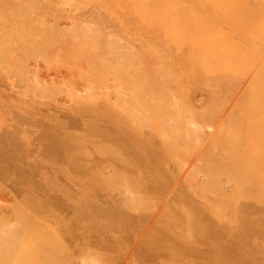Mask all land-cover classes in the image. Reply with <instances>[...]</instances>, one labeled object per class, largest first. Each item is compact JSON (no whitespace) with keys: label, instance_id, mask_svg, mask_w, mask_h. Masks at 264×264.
Returning a JSON list of instances; mask_svg holds the SVG:
<instances>
[{"label":"rangeland","instance_id":"1","mask_svg":"<svg viewBox=\"0 0 264 264\" xmlns=\"http://www.w3.org/2000/svg\"><path fill=\"white\" fill-rule=\"evenodd\" d=\"M64 1L0 0V264H264V216L251 214L264 210V159L257 165L252 158H264L256 142L264 134V97L256 101L264 94V1L72 0L76 9ZM83 33L93 38L87 45ZM97 40L130 46L100 49ZM95 42L103 55L94 56ZM88 56L96 67H88ZM106 56L128 65L119 64L121 80L133 78L124 70L137 72L134 86L118 84L128 97V90L141 91L136 100H117L116 70L106 68L118 64L103 66L98 59ZM99 73L108 86H100L106 83ZM207 88L226 96L222 119L201 125L188 102H201Z\"/></svg>","mask_w":264,"mask_h":264},{"label":"bare ground","instance_id":"2","mask_svg":"<svg viewBox=\"0 0 264 264\" xmlns=\"http://www.w3.org/2000/svg\"><path fill=\"white\" fill-rule=\"evenodd\" d=\"M170 1H171V0H170ZM189 1H190V0H189ZM193 1H194V0H193ZM215 1H216V0H215ZM218 1H219V0H218ZM224 1H227V0H224ZM228 1H230V0H228ZM228 1H227V2H228ZM233 1H234V0H233ZM233 1L231 0V2H233ZM241 1H242V0H241ZM248 1H249V0H248ZM258 1H259V0H257L256 2L260 4V2H258ZM263 1H264V0H263ZM263 1L261 0V2H263ZM64 2H65V7H66V8H70V9L73 8V9H76V8L79 7V4H78L79 1L75 3V2H73L72 0H65ZM174 2H175V1H174ZM177 2H179V1H177ZM191 2H192V1H191ZM200 2H202V0H201ZM204 2H205V1H204ZM221 2H222V1H220V4H221ZM227 2H226V3H227ZM234 2H235V1H234ZM234 2H233V3H234ZM237 2H238V1H237ZM244 2H245V1H244ZM256 2H255V3H256ZM198 3H199V2H198ZM202 3H203V2H202ZM218 3H219V2H218ZM224 3H225V2H224ZM249 3H250V2H249ZM253 3H254V2H253ZM257 3H256V4H257ZM192 4H193V3H192ZM199 4H201V3H199ZM207 4H208V3H207ZM222 4H223V3H222ZM228 4L230 5V2L227 3V5H228ZM23 5H25V4H23ZM166 5H167V4H166ZM176 5H177V4H176ZM186 5H187V4H186ZM215 5H216V4H215ZM231 5H232V4H231ZM231 5H230V8H231L232 6H234V5H232V6H231ZM244 5H245V4H244ZM261 5H263V3H261ZM27 6H28V5H27ZM194 6H195V4H194ZM204 6H206V4H205V5H204V4L202 5V7H204ZM208 6H209V5H208ZM213 6H214V4L212 5V7H213ZM216 6H217V5H216ZM248 6H249V5H248ZM28 7H29V6H28ZM91 7H93V6H91ZM91 7H86V9H90ZM212 7H209V8H212ZM225 7H227V6H225ZM262 7H263V6H262ZM97 8H98V5H97ZM206 8L208 9V7H205V8L202 9V10H204V13H205V9H206ZM223 8H224V7H223ZM227 8H228V7H227ZM247 8H248V7H247ZM86 9H85V10H86ZM93 10H94V7H93ZM93 10H92V11H93ZM202 10H201V11H202ZM211 10H212V9H211ZM217 10H219V7H218ZM217 10H215V11H217ZM224 10H225V8H224ZM249 10H250V9H249ZM251 10H252V9H251ZM186 11H187V10H186ZM186 11H185V12H186ZM207 11H208V10H207ZM213 11H214V10H213ZM243 11H244V9H243ZM245 11H247V9H246ZM245 11H244V12H245ZM253 11H254V10H253ZM255 11H256V9H255ZM87 12H88V10H87ZM183 12H184V11H183ZM187 12H189V10H188ZM209 12H210V11H209ZM220 12H221V11H220ZM244 12H243V13H244ZM217 13H218V11H217ZM238 13H239V12H238ZM248 13H249V12H248ZM252 13H253V12H252ZM252 13H251V14H252ZM255 13H256V12H255ZM258 13H261V12H258ZM258 13H257V14H258ZM182 14H183V13H182ZM182 14H181V15H182ZM188 14H189V13H188ZM198 14H199V13H198ZM210 14L213 15V12H210ZM225 14H226V13H225ZM233 14H234V13H233ZM244 14H246V13H244ZM81 15H82V13H81ZM98 15H100V14H98ZM183 15H184V14H183ZM185 15H187V13H186ZM191 15H192V14H191ZM193 15H195V14H193ZM199 15H200V14H199ZM227 15H229V12H228ZM234 15H235V14H234ZM234 15L231 14V16H230V15H229V16H230V17H232V16L234 17ZM236 15H238V14L236 13ZM239 15H241V14L239 13ZM242 15H243V14H242ZM242 15H241V16H242ZM249 15H250V13H249L247 16H249ZM263 15H264V11H263L261 17H262ZM83 16H85V15H83ZM247 16H246V17H247ZM252 16H253V15H252ZM97 17H98V16H97ZM100 17H101V16H99L98 18H100ZM188 17H189V15H188ZM190 17L192 18V17H194V16H190ZM190 17H189V18H190ZM206 17H207V16H206ZM209 17H210V15H209ZM211 17H212V16H211ZM223 17H225V16H223ZM226 17L228 18V16H226ZM235 17H236V16H235ZM93 18H94V17H93ZM98 18H97V20H98ZM179 18H180V15H179ZM181 18H183V16H182ZM194 18H195V17H194ZM202 18H203V16H202ZM216 18H217V17H216ZM256 18H257V20H258V19L260 18V16H259V17L256 16ZM83 19H84V22H85L84 24L86 25L85 18H83ZM214 19H215V17H213V20L210 18V20H211L212 22H216V21H215L216 19H215V20H214ZM225 19H226V18H225ZM229 19H231V18H229ZM262 19H263V18H262ZM87 20H88V19H87ZM177 20H179V19H177ZM187 20H188V19H187ZM199 20H200V19H199ZM219 20H220V19H219ZM223 20H224V19H223ZM231 20H232V19H231ZM233 20H234V19H233ZM239 20H240V19H239ZM253 20H254V19H253ZM82 21H83V20H82ZM102 21H103V20H102ZM203 21H204V20H203ZM227 21H228V20H227ZM229 21H230V20H229ZM234 21H235V20H234ZM234 21H233V22H234ZM241 21H242V20H241ZM241 21H240V22H241ZM245 21H246V19H245ZM248 21H250V19H249ZM260 21H261V19H260ZM263 21H264V19H263ZM91 22H94V21H91ZM95 22H97V21H95ZM100 22H101V21H100ZM103 22H105V20H104ZM206 22H210V21H206ZM212 22H211V23H212ZM219 22H220V21H219ZM219 22L217 21V23H219ZM233 22H232V23H233ZM238 22H239V21H238ZM252 22H253V21H252ZM118 23H119V22H118ZM217 23H216V24H213V25H214V28H216L215 25H216V26L218 25ZM221 23H222V22H221ZM245 23H247V22H245ZM96 24H97V23H96ZM177 24H178V23H177ZM248 24H249V23H248ZM85 25H84V26H85ZM92 25L94 26V24H92ZM105 25H106V24H105ZM119 25H120V24H119ZM208 25H209V24H208ZM219 25H220V24H219ZM232 25H233V24H232ZM107 26H108V24H107ZM210 26L212 27L211 24H210ZM250 26H251V25H250ZM250 26H249V27H250ZM217 27H218V26H217ZM222 27H223V26H222ZM224 27H225V26H224ZM229 27H230V25H229ZM89 28H91V25H90ZM89 28H88V27H87V28L83 27L84 32H86L87 29H89ZM106 28H107V27H106ZM214 28H211V30L213 29V30L216 32V29H214ZM232 28H233V27H232ZM83 29H82V30H83ZM85 29H86V31H85ZM96 29H97V28H96ZM101 29H102V28H101ZM200 29H201V28H200ZM205 29H206V28H205ZM207 29H208V28H207ZM218 29H219V28H218ZM218 29H217V30H218ZM229 29H230V28H229ZM107 30H108V29H107ZM246 30H247V29H246ZM89 31H91V30H89ZM89 31H88V32H89ZM100 31H101V30H100ZM203 31L205 32V30H203ZM208 31H209V30H208ZM248 31H249V30H248ZM217 32H218V31H217ZM217 32H216V34H217ZM223 32H224V31H223ZM261 32H262V31H261ZM86 33H87V32H86ZM86 33H85V34H86ZM100 33H101V32H100ZM105 33H106V32H105ZM201 33H202V32H201ZM213 33H214V32H213ZM85 34H84V33L82 34V38H83V40L86 38V37L84 38ZM96 34H97V33H96ZM111 34H112V36H113L114 34H116V32H115L114 34H113V33H111ZM111 34H110V36H108L109 38L111 37ZM190 34H191V33H190ZM208 34H209V33H208ZM216 34H215V35H216ZM218 34H219V33H218ZM223 34H224V33H223ZM247 34H248V33H247ZM263 34H264V33L262 32V35H263ZM86 35H87V34H86ZM93 35H94V34H93ZM219 35H220V34H219ZM248 35H249V34H248ZM118 36H119V35H118ZM199 36H200V35H199ZM206 36H207V35H206ZM225 36H226V35H225ZM225 36H224V38H225ZM229 36H230V35H229ZM97 37H98V36H97ZM108 37H106V38H108ZM116 37H117V36H116ZM119 37H120V36H119ZM201 37H202V36H201ZM216 37H217V39H218V38L220 39V37H218V36H216ZM244 37H247V36H244ZM87 38H88V37H87ZM87 38L84 40V42H86V43H82L83 45H84V44L87 45L88 43H90V42L93 40V38H92V40L89 39V38H88V39H89V40H88ZM106 38H105V40L109 41V38H108V39H106ZM113 38H114V37H113ZM208 38H209V37H208ZM212 38H213V35H212ZM222 38H223V37H222ZM226 39H227V38H226ZM263 39H264V38H263ZM86 40H88L89 42L86 41ZM115 40H116V39H115ZM119 40H120V39H119ZM123 40H124V39H123ZM210 40H212V39H210ZM214 40H215V38H214ZM214 40H213V42H214ZM220 40H221V39H220ZM230 40H231V39H230ZM256 40H257V39H256ZM97 41H98L99 46H100V45H101V44H100L101 41H100V40H97ZM217 41H218V40H217ZM217 41H216V43H215V42H214V43H215V44H218ZM234 41H235V40H234ZM234 41H233L232 43H234ZM258 41H259V40H258ZM260 41H262V40H260ZM102 42H103V41H102ZM114 42H115V45H116V41H114ZM114 42H113V40H111L110 43L107 42V43H105V45L108 44L107 47H110L109 49H112V48H114V47L112 46V45H114ZM123 42H125V41H122V42H120V43H122V45L125 44L126 47L129 48L130 45H129V44H126V42L123 44ZM220 42H221V41H220ZM230 42H231V41H230ZM95 43L97 44V46L95 45L96 48H95V46H94ZM95 43H93V45H92L91 48H94V51H95V52H98V53L95 54L94 56L98 55L99 52H100L99 49H98L99 51H96V50H97V47H98V43H97V42H95ZM111 43H113V44L110 46L109 44H111ZM120 43H117L116 47L118 46V44L121 45ZM149 43H150V42H149ZM232 43H231V44H232ZM259 43H261V42H259ZM262 43H263V42H262ZM136 44H137V43H136ZM140 44H141V43H140ZM147 44H148V43H147ZM147 44H146V45H147ZM210 44H211V43H210ZM228 44H229V43H228ZM236 44H237V43H236ZM253 44H254V42H253ZM103 45H104V44H103ZM103 45H102V46H103ZM105 45H104V46H105ZM115 45H114V46H115ZM122 45H121V46H122ZM125 45H124V46H125ZM127 45H129V46H127ZM219 45H220V44H219ZM239 45H240V44H239ZM261 45L264 46V44H261ZM90 46H91V44H90ZM90 46H89V47H90ZM102 46H100L101 48H100V47H99V48H100V49H103ZM104 46H103V47H104ZM121 46H120V47H121ZM207 46H209V44H207ZM211 46H212V44H211ZM250 46H251V45H250ZM250 46H249V47H250ZM257 46H258V45H257ZM263 46H261L260 48H262ZM118 47H119V46H118ZM126 47H125L126 52H129V51H130L129 53H131V50H129V49L126 48ZM229 47H230V46H229ZM258 47H259V46H258ZM82 48H83V47H82ZM91 48H89V50L93 51ZM156 48H157V47H156ZM253 48H254V47H253ZM260 48H258V49L261 50ZM263 48H264V47H263ZM95 49H96V50H95ZM127 49H128V50H127ZM130 49H131V48H130ZM236 49H237V48H236ZM249 49H250V48H249ZM255 49H256V51H257V48H256V47H255ZM83 50L86 51L87 48H86V49L84 48ZM106 50H108V48H107ZM125 50H124V51H123V50H122V51H119V52L121 53V55L123 54L122 52L125 53ZM134 50H136V49H134ZM205 50H206V49H205ZM240 50H241V48H239V51H240ZM262 50L264 51V49H262ZM91 51H89V52H91ZM102 51H103V50H101V52H102ZM132 51H133V50H132ZM145 51H146V50H145ZM256 51H255V52H256ZM263 51H259V54L256 53V55L258 54V56H259V55H260V52H263ZM70 52H71V51H70ZM70 52H69V53H70ZM86 52H87V51H86ZM89 52H88V53H89ZM101 52H100V54L103 55V53H101ZM112 52H114V51H112ZM112 52H110V53L112 54ZM119 52H118V53H119ZM240 52H241V51H240ZM255 52H254V53H255ZM72 53H73V52H72ZM83 53H84V52H83ZM107 53H108V54H106V53H104V54H106V55H109V54H110L108 51H107ZM116 53H117V52H116ZM120 53H119V54H120ZM129 53H128V54H129ZM226 53H227V52H226ZM263 53H264V52H263ZM74 54L76 55L77 53L74 52ZM84 54H85V53H84ZM84 54H81V55H80L81 58H82V55H84ZM100 54H99V55H100ZM126 54H127V53H125L124 55H126ZM128 54H127V55H128ZM149 54H150V53H149ZM157 54H158V53H157ZM161 54H162V53H161ZM234 54H235V53H234ZM75 55H74V57H75ZM99 55H98V56H99ZM102 55H101V56H102ZM248 55H249V52H248ZM252 55H253V56H256V55H254L253 53H252ZM72 56H73V55H72ZM84 56L86 57L87 55H84ZM84 56H83V57H84ZM111 56H112V55H110V57H111ZM113 56H114V55H113ZM116 56H118V55H116ZM135 56H138V55H135ZM242 56H243V55H242ZM249 56H250V55H249ZM249 56H248L247 58H249ZM253 56H251V57H253ZM258 56H257V58H256L257 60H258ZM260 56H261V58L259 57V61H260V65H261V60H260V59H262V55H260ZM70 57H71V55H70ZM78 57H79V56H78ZM88 57H89V56H88ZM88 57H87V59H88ZM106 57H107V58H106ZM106 57H104V59H103V58H102V59H101V58L98 59V61H100V62H101L102 60H105V61H102L103 64L105 63L103 66H107V65L110 64V65L108 66V67H110V66H112L113 64H114V65H115V64H118L117 66L115 65L117 68H116L115 66L110 67V68H106V67H105V68H106V70H107V69H110V71H111V69L114 70V71L116 70L115 74H114L113 71H111V72L113 73V74H112V80H113V76L116 75V77L114 76L115 78H114V80L112 81V83H113V82L116 83V85H115V83H113L114 86H115V88H113V89H116V88H117V89H116V90L118 91L117 93H119V91H120L121 89L119 90V85H118V84L121 85V84H122L121 82H123V81H124L125 83H126V82H130V83H132L131 80H132L134 77L137 78V77L139 76V75L137 74V72H135V70L133 71V72H135L134 75H133V72H129V71H131V69L128 70L127 73L125 72V70H126V68H127L126 66H128V65H129V66H130V65L133 66L132 64H134V63H131L132 61H131V59H130V58L133 57V56L130 54V57L128 56L129 60H128V58H126V60L128 61V63H127L128 65H127V64L125 65L126 62H124V60H123V62H124V66L122 65V62H121V61H120L121 64L118 63V62H117V59L115 60L117 63H114V60H112V59L110 58V59L113 61V63H112V62L109 63L110 60L108 61V56H106ZM122 57H123V56H122ZM124 57H125V56H124ZM141 57H142V56H141ZM245 57H246V56H245ZM263 57H264V56H263ZM68 58H69V57H68ZM105 58H106V59H105ZM112 58L115 59V57H112ZM139 58H140V57H139ZM236 58H237V57H236ZM70 59H71V58H70ZM79 59H80V57H79ZM118 59H119V58H118ZM122 59H123V58H122ZM124 59H125V58H124ZM134 59H137V60H138V57H136V58L134 57L133 60H134ZM141 59H142V58H141ZM141 59H140V60H141ZM256 59H255V57H254V60H256ZM77 60H78V59H77ZM77 60H76V61H77ZM119 60H120V59H119ZM119 60H118V61H119ZM126 60H125V61H126ZM167 60H168V59H167ZM242 60H244V59H242ZM252 60H253V58H252ZM252 60L250 59V61H249V59H248L249 62H251ZM263 60H264V58L262 59V64H264V63H263V62H264ZM67 61H68V60H67ZM76 61H73V62H76ZM90 61H91V60H90V57H89V61L87 60V61H85V62L88 63V62H90ZM94 61H95V59H94ZM68 62H69V61H68ZM68 62H67V63H68ZM137 62H138V61H137ZM252 62H253V63H251V64L253 65L254 63L257 64L258 61H252ZM76 63H77V62H76ZM83 63H84V62H83ZM93 63H94V62H93ZM107 63H108V64H107ZM158 63H159V62H158ZM258 63H259V62H258ZM72 64H73V63H72ZM77 64L79 65V61H78ZM77 64H76V65H77ZM119 64L122 65L121 68L123 67V69H124V67H125L124 74H126L128 78H129L130 76H133V78L130 77V78H131L130 81H129V80H126V81H125V79L121 80V78H119V77L117 76V75H119L118 73L120 72V71H119V72L117 73L118 68L121 69ZM161 64H162V63H161ZM164 64H166V63H164ZM256 64H255V66H256ZM90 65H91V63H90ZM90 65H89V63H88V67H89ZM135 65H136V64H135ZM158 65H160V64H158ZM257 65H259V64H257ZM66 66H67V65H66ZM71 66H72V65H71ZM94 66H95V65H94ZM94 66H90V67H94ZM139 66H141V65H139ZM139 66H138V63H137V67H139ZM163 66H164V65H163ZM79 67H80V66H78V67H76V68H79ZM81 67H82V66H81ZM84 67H85V66H84ZM86 67H87V66H86ZM95 67H96V66H95ZM134 67H135V66H134ZM214 67H216L215 64H214L213 68H214ZM253 67H254V66H253ZM259 67H260V66H259ZM73 68H74V66H73ZM73 68H72V70H73ZM76 68H75V70L77 71ZM135 68H136V67H135ZM152 68H153V67H152ZM260 68H261V67H260ZM260 68H259V69H260ZM85 69H86V68H85ZM88 69H89V68H88ZM95 69H96V68H95ZM99 69H100V70H99ZM99 69H96L97 72H100V71L103 69V67H102V69H101L100 66H99ZM123 69H122V71H123ZM133 69H134V68H133ZM133 69H132V70H133ZM140 69H141V68H140ZM144 69H146V68H144ZM255 69H256V68H255ZM263 69H264V68H263ZM93 70H94V68H93L92 70L88 71L87 73L93 72ZM98 70H99V71H98ZM83 71H84V70H83ZM94 71H95V70H94ZM126 71H127V70H126ZM249 71H250V70H249ZM251 71H253V68H251ZM254 71H256L255 73H256L257 75H258V73H260V72H257V71H259V70H258V66H257V69L254 70ZM263 71H264V70H263ZM80 72H81V70H80ZM97 72H96V73H97ZM102 72H104V69H103ZM111 72H110V74H111ZM140 72H141V71H139V73H140ZM153 72H154V71H153ZM162 72H163V71H162ZM168 72H169V71H168ZM171 72H172V70H171ZM207 72H208V71H207ZM76 73H77V72H76ZM78 73H79V72H78ZM78 73H77V74H78ZM83 73H84V72H83ZM128 73H132V74H130V76H129ZM169 73H170V72H169ZM172 73H173V72H172ZM249 73L251 74V72H249ZM72 74H73V72H72ZM84 74H86V73H84ZM93 74H94V73H93ZM122 74H123V72H122L119 76H121ZM135 74H136V75H135ZM141 74H142V73H141ZM141 74H140V75H141ZM146 74H147V73H146ZM152 74H154V73H152ZM155 74H156V73H155ZM161 74H162V73H161ZM165 74H166V73H165ZM216 74H217V73H216ZM260 74H264V73L262 72V73H260ZM69 75H70V74H69ZM100 75H102V77H101ZM105 75H107V74H105ZM163 75H164V74H163ZM211 75H212V74H211ZM251 75H254V73L252 72ZM82 76H84V75H82ZM89 76H91V74H89ZM95 76H96V75H95ZM99 76L101 77L100 79H102L104 82L107 80L106 77L103 78V74L99 73ZM99 76H98L97 79H96L97 82L99 81V79H98ZM123 76H124V75H123ZM149 76H150V75H149ZM165 76H166V75H165ZM165 76H164V77H165ZM169 76H170V75H169ZM85 77H87V76H85ZM117 77H118V78H117ZM127 77H126V79H127ZM147 77H148V76H147ZM153 77H154V75H153ZM255 77H256V76H255ZM255 77H254V78H255ZM116 78H117V79H116ZM122 78H123V77H122ZM141 78H142V76H141ZM141 78H140V79H141ZM145 78H146V77H145ZM173 78H174V77H173ZM244 78H246V77H244ZM105 79H106V80H105ZM118 79H119V80H118ZM153 79H154V78H153ZM165 79H166V77H165ZM247 79H248V78H247ZM252 79H253V76H252ZM102 80H100V81H102ZM108 80H109V79H108ZM108 80H107V81H108ZM115 80H116V81H115ZM137 80L139 81V77H138ZM137 80H136V79L132 80L133 83H132L131 85L134 86V82H135V81H136V83H138ZM166 80H167V79H166ZM241 80H242V79H241ZM249 80H250V79H248V81H249ZM253 80H254V79H253ZM261 80L263 81L264 79L261 78ZM96 81H95V82H96ZM100 81H99V82H100ZM103 81H102V82H103ZM117 81L120 82V83H118ZM142 81H143V79H142ZM248 81H245V84H247ZM250 81L252 82V80H250ZM250 81H249V82H250ZM86 82H87V81H86ZM140 82H141V80H140ZM140 82H139V84H137V85H138L139 88H140V87L142 88V87L144 86V84H143V86H141L142 82H141V84H140ZM144 82H145V81H144ZM148 82H149V81H148ZM151 82H152V81H151ZM177 82H178V81H177ZM235 82H236V81H235ZM235 82H234V84H235ZM246 82H247V83H246ZM251 82H250V83H251ZM257 82H258V81H257ZM87 83H88V82H87ZM92 83H93V82H91V83L89 82V84H92ZM105 83H106V84H101L100 86L102 87V86L105 85L104 87H106V86L109 85V83H108V84H107V82H105ZM136 83H135V88H136V89H139V88L136 87ZM153 83L156 84V82H154V80H153ZM159 83H160V82H159ZM168 83H169V82H168ZM243 83H244V82H243ZM259 83H260V82H259ZM263 83H264V81H263ZM126 84L129 85L128 83H126ZM146 84H147V83H146ZM251 84H252V83H251ZM251 84H250V86H251ZM95 85H96V83H95ZM149 85H150V84H149ZM152 85H153V84H152ZM248 85H249V84H247V87H248ZM253 85H254V81H253ZM253 85H252V87H253ZM260 85H261V84H260ZM87 86H88V85H86V89L88 88ZM117 86H118V87H117ZM155 86H156V85H155ZM157 86H158V83H157ZM157 86H156V87H157ZM261 86H263L262 90H264V84L261 85ZM91 87L93 88V87H96V86H94V85L92 86V85H91ZM91 87L89 86V88H91ZM104 87H103V88H104ZM120 87H121V86H120ZM146 87H147V86H146ZM148 87L151 88L152 86H151V87L148 86ZM148 87H147V88H148ZM156 87H155V88H156ZM165 87H166V86H165ZM205 87H206V86H205ZM208 87H209V86H208ZM221 87H222V86H221ZM244 87H245V86H244ZM252 87H251V88H252ZM254 87H255V86H254ZM84 88H85V87H84ZM84 88H83V90H84ZM97 88H98V87H97ZM99 88H100V87H99ZM121 88H122V87H121ZM132 88H134V87H132ZM144 88H145V87H143V90H144ZM147 88H146V89H147ZM155 88H153V89H155ZM242 88H243V87H242ZM81 89H82V87H81ZM86 89H85L84 91H88V89H87V90H86ZM94 89H95V88H94ZM104 89H106V88H104ZM239 89H240V88H239ZM248 89H249V88H248ZM253 89H254V88H253ZM89 90H91V89H89ZM92 90H93V89H92ZM131 90H132V89H131ZM206 90H207V89H206ZM249 90H250V89H249ZM260 90H261V88H260ZM101 91H104V90H101ZM122 91H123V90H121V92H122ZM128 91L131 92L133 95H135L136 93H138V95H140L139 93L141 92V91L139 92V90H138V92H136V90H132L133 92L135 91L134 93H133L132 91H130V90H128ZM128 91H127V92H128ZM144 91H146V90H144ZM167 91H169V90H167ZM212 91H213V90H212ZM218 91H219V90H218ZM241 91H244V90H241ZM241 91H240L239 93H241ZM245 91H247V88H246ZM245 91H244V92H245ZM251 91H252V90H251ZM257 91H258V90H257ZM125 92H126V91H125ZM129 92H128V94H129ZM147 92H148V91H147ZM159 92H160V91H159ZM248 92H249V91H248ZM248 92H247V93H248ZM261 92L264 93V91H261ZM109 93H110V92H109ZM115 93H116V91H115ZM117 93H116V95H115V96L118 95V96H117V98H118L117 100L123 99V97H126V96H127V95L123 94V92L120 93V94H117ZM131 93H130V94H131ZM142 93H144V92H142ZM148 93H149V92H148ZM148 93H147V94H148ZM166 93H167V92H166ZM194 93H195V92H194ZM205 93H206V92H205ZM205 93H204V94H205ZM237 93H238V92H237ZM259 93H260V91H259ZM259 93H257V94H259ZM122 94H123V95H122ZM160 94H161V93H160ZM195 94H196V93H195ZM206 94H207V93H206ZM242 94H243V92H242ZM260 94H261V93H260ZM119 95H122L123 97H122V96L119 97ZM133 95H130L129 97L127 96L126 98H128V99L124 98V99H126V102H127L128 100L132 99V98L134 99L135 96L133 97ZM149 95H150V94H149ZM166 95H167V94H166ZM168 95H169V94H168ZM207 95H208V96H207ZM207 95H206V97H204V98L210 97V98H207V99H209V100H208V101H209L208 103H216V101H217V97H216L214 94H212V95H211V94H207ZM251 95H252V94H251ZM251 95H249V97H250ZM255 95H256V94H255ZM255 95H254V97H255ZM261 95H262V94H261ZM131 96H132V98H130ZM140 96H141V95H140ZM140 96H138L139 99H138L137 101H140V99H142ZM171 96H172V95H171ZM197 96H198V95H197ZM197 96H196V98H197ZM200 96L202 97V95H200ZM225 96H226V95H225ZM237 96H241V94H239V95L237 94ZM256 96H257V95H256ZM136 97H137V96H136ZM143 97L145 98V96H143ZM198 97H199V96H198ZM227 97H228V96H227ZM262 97H264V94H263L262 96H260L259 99H258V98H257V100L255 99L256 101H258V103H259L258 105H260V101H259V100H262L261 102H263ZM115 98H116V97H115ZM119 98H120V99H119ZM144 98H143V99H144ZM147 98H148V97H147ZM168 98H169V97H168ZM177 98H178V97H177ZM219 98H220V97H219ZM228 98H229V97H228ZM233 98H234V97H233ZM124 99H123L122 101L125 102ZM136 99H137V98H135V100H136ZM154 99H155V98H154ZM165 99H166V98H165ZM198 99H199V98H198ZM158 100H161V99H158ZM191 100H192V99H191ZM202 100H203V99H202ZM233 100L236 101L237 99L234 98V99H232V101L230 102V104H231V103L233 104V105L231 104V106H234V107H235L236 105L234 104L235 102H234ZM122 101H121V102H122ZM143 101H145V100H143ZM143 101H142V102H143ZM164 101H165V100H164ZM199 101H200V100H199ZM199 101H198V102H199ZM237 101H238V100H237ZM237 101H236V104H237ZM239 101H241V100H239ZM249 101H250V100H249ZM132 102L134 103V101H132ZM132 102L129 101V102L126 103V104L128 105L129 103L131 104ZM145 102H146V101H145ZM250 102H251V101H250ZM136 103L139 104L138 102H136ZM140 103H141V101H140ZM150 103H152V101H150ZM188 103H189V105L191 106L190 109L194 107V106H193V105H194L193 103H190V101H189ZM205 103H206V100H205ZM244 103H245V102H244ZM253 103H254V101H253ZM256 103H257V102H256ZM124 104H125V103H124ZM130 104H129V106H130V107L132 106V108H130V109H133V106H134V105H130ZM137 104H135V105H137ZM155 104H156V103H155ZM158 104H159V103H158ZM166 104H167V103H166ZM146 105H147V104H146ZM146 105H145V107H147V110H149V109H148V105H147V106H146ZM152 105H154V104H152ZM173 105H174V104H173ZM254 105H255V103H254ZM261 105H262V109L259 108V107H258V108L261 109L262 111H264V109H263V108H264V103L261 104ZM139 106H140V105H139ZM154 106H155V105H154ZM167 106H168V105H167ZM171 106H172V105H171ZM256 106H257V104H256ZM143 107H144V106H143ZM143 107H142V105H141L140 107H138V108H141V109H138V110H139V111H142V110H143ZM234 107H233V108H234ZM136 108H137V107H135L134 109H136ZM154 108H155V107H154ZM167 108H169V107H167ZM167 108H166V110H165L166 112H167ZM174 108H175V107H174ZM215 108H216V107H215ZM228 108H229V107H228ZM233 108L231 107V108H229V110L231 109V111H232ZM250 108H251V107H250ZM194 109H196V108H194ZM253 109H254V108H253ZM138 110L136 109V111H138ZM144 110H146V108H145ZM188 110H189V109H188ZM229 110H227V112H226V110H225V112L228 113ZM134 111H135V110H134ZM194 111H195V110H194ZM248 111H249V108H248ZM259 111H260V110H259ZM262 111H261V112H262ZM163 112H164V111H163ZM251 112H252V111H251ZM160 113H161V112H160ZM190 113H191V112H190ZM190 113H189V114H190ZM226 113H225V114H226ZM255 113H256V112H255ZM162 114H163V113H162ZM171 114H172V113H171ZM176 114H177V113H176ZM234 114H235V113H234ZM252 114H253V113H252ZM159 115H160V114H159ZM169 115H170V114H169ZM218 116H220V115H218ZM225 116H226V115H225ZM228 116H229V115H228ZM231 116H232V114H231ZM197 117H198V116H197ZM223 117H224V116H223ZM237 117H238V115H237ZM237 117H236V120H237ZM250 117H251V116H250ZM262 117H263V116H262ZM151 118H152V117H151ZM177 118H179V117H176L175 120H176ZM229 118H230V117H229ZM232 118H233V117H232ZM238 118H239V117H238ZM167 119H169V118L167 117ZM170 119H171V118H170ZM221 119H222V118H220V120H221ZM165 120H166V119H165ZM175 120H174V121H175ZM229 120L232 121L233 119H229ZM229 120H228V121H229ZM252 120H253V119H252ZM257 120H258V119H257ZM260 120H261V116H260ZM262 120H263V119H262ZM230 121H229V122H230ZM263 121H264V120H263ZM194 122H195V123H198L197 121H194ZM213 122H214V121H213ZM233 122H236V121H233ZM260 122H261V121H260ZM207 123H208V121H207ZM237 123H238V122H237ZM237 123H236V124H237ZM175 124H176V123H175ZM186 124H187V123H186ZM188 124H189V123H188ZM204 124H205V123H204ZM220 124H221V125H219V126L221 127V126H222V123H220ZM226 124H227V123H226ZM239 124H240V122H239ZM239 124H238V126H239ZM255 124H256V123H255ZM263 124H264V123H263ZM263 124L261 123L262 128H263ZM196 125H197V124H196ZM227 125H228V124H227ZM253 126H254V125H253ZM258 126H259V125H258ZM192 127H193V129H194V127H197V126L193 125ZM198 127L200 128L201 126H198ZM230 127H232V126H230ZM230 127H225V128H229V129H230ZM239 127H241V126H239ZM255 127H256V126H255ZM223 128H224V127L222 126V129H223ZM225 128H224V129H225ZM237 128H238V127H237ZM241 128H242V127H241ZM190 129H191V128H190ZM209 129L211 130V128H209ZM212 129H213V128H212ZM252 129H253V128H252ZM255 129H256V128H255ZM218 130H219V129H218ZM220 130H221V129H220ZM225 130H226V129H225ZM236 130H237V129H236ZM236 130H235V131H236ZM262 130H263V129H262ZM262 130H261V131H262ZM221 131H224V130H221ZM230 131H231V130H230ZM233 131H234V130H233ZM233 131H232V133H233ZM237 131H238V130H237ZM256 131H257V130H256ZM263 131H264V130H263ZM188 132H189V131H188ZM210 132H211V131H210ZM225 132H227V131H225ZM239 132H240V131H238V133H239ZM207 133H208V132H207ZM221 133H222V132H221ZM232 133H230V134H232ZM216 134H217V133H214V136H215ZM233 134H234V133H233ZM236 134H237V133H236ZM262 134H263V133H262ZM178 135H179V134H178ZM218 135H219V134H217V136H218ZM179 136H180V135H179ZM224 136H225V135H224ZM230 136H231V135H230ZM234 136H235V134H234ZM234 136H233V138H234ZM236 136H237V135H236ZM238 136H239V134H238ZM192 137H193V136H192ZM254 137H255V136H254ZM254 137H253V139L251 140V142L254 141ZM258 137H259V136H258ZM263 137H264V134L261 136V138H257L256 142H257L258 140L260 141V139H261L262 142H264ZM188 138H189V137H188ZM196 138H197V137H196ZM227 138H229V136H228ZM233 138H232V139H233ZM240 138H241V136H240ZM192 139H193V138H192ZM210 139L212 140V137H211ZM225 139H226V138H225ZM235 139H236V138H235ZM235 139H234V140H235ZM183 140H184V139H183ZM211 140H210V141H211ZM215 140H216V139H215ZM237 140H241V139L238 138V139H236L235 141H237ZM180 141H182V140H180ZM187 141H188V140H187ZM196 141H197V140H196ZM208 141H209V140H208ZM227 141H228V140H227ZM231 141H232V140H231ZM259 141H258V142H259ZM261 141H260V144H262V146H263V150H264V145H263L264 143H261ZM182 142L184 143V141H182ZM188 142H190V141H188ZM214 142H215V141H214ZM251 142H250V143H251ZM185 143H186V142H185ZM185 143H184V144H185ZM192 143L194 144V142H192ZM197 143L199 144V141H197ZM197 143H195V144L197 145ZM212 143H213V142H212ZM225 143H226V142H225ZM227 143H228V142H227ZM229 143L231 144L230 141H229ZM239 143H240V142H239ZM178 144H179V143H178ZM186 144H187V143H186ZM230 144H228V145H230ZM252 144H254V146H255V145H256V146H257V145H260V144H258V143L255 144V141H254ZM179 145H181V144H179ZM212 145H213V144H212ZM187 146H188V145H187ZM189 146L192 147L191 143H190ZM193 146H194V145H193ZM205 146H207V145H205ZM242 146H243V145H242ZM242 146H241V147H242ZM254 146H253V147H254ZM256 146L253 148V149L256 148L255 151L257 150V147H259V146H257V147H256ZM262 146H260V147H262ZM194 147H195V146H194ZM207 147L210 148V145L208 144ZM207 147H206V148L204 147V148L207 149ZM211 147H212V146H211ZM232 147H233V145H232ZM246 147H247V146H246ZM183 148H184V147H183ZM185 148H186V146H185ZM185 148H184V149H185ZM237 148H238V147H237ZM247 148H248V147H247ZM249 148H251V147H249ZM205 149H204V151H205ZM220 149H221V148H220ZM251 149H252V148H251ZM260 149H262V148H260ZM201 150H202V149H201ZM201 150H200V151H201ZM231 150H232V149H231ZM248 150H249V149H248ZM220 151H221V150H220ZM257 151H258V150H257ZM260 151H261V150L258 151V154H260ZM206 152H207V150H206ZM240 152H241V151H240ZM203 153L206 154L205 152H202L201 155H202ZM207 153H208V152H207ZM230 153H231V152H230ZM256 153H257V152H256ZM261 153L264 154V151L261 152ZM197 156L199 157L200 155L197 154ZM197 156L195 155V158H196ZM218 156H219V155H218ZM225 156H226V155H225ZM238 156H239V155H238ZM247 156H248V155H247ZM258 156H259V158L262 159V161H263V159H264V158H262V157H263L262 154H261V155L253 156V157H252V158H253V161H254L255 163H257V165H258V162H257ZM261 156H262V157H261ZM198 157H197V158H198ZM216 157H217V156H216ZM239 157H240V156H239ZM255 157H257V158H255ZM197 158H196V159H197ZM218 158H219V157H218ZM222 158H223V157H222ZM241 158H242V157H241ZM222 160H223V159H222ZM228 160H229V159H228ZM237 160H238V159H237ZM255 160H256V161H255ZM216 161H219V160H216ZM226 161H227V160H226ZM226 161H225V162H226ZM258 161H259V159H258ZM262 161H261V162L259 161V163H260V164L263 163ZM219 162H221V161H219ZM234 162H235V161H234ZM242 162H243V161H242ZM246 162H248V161H246ZM190 163H191V162H190ZM216 163H217V162H216ZM226 163H227V162H226ZM244 163H245V162H244ZM250 163H251V162H250ZM219 164H220V163H218V165H219ZM221 164H223V163H221ZM221 164L219 165V167L221 166ZM248 164H249V162H248ZM218 165H217V166H218ZM257 165H256V166H257ZM261 165H262V164H261ZM261 165H259V166H257V167H261ZM230 166H231V165H230ZM191 167H193V166H191ZM225 167H226V166H225ZM263 167H264V166H262V169H263V171H264V168H263ZM221 168H222V166H221ZM221 168H220V169H221ZM248 168H249V167H248ZM253 168H255V167L253 166ZM222 169H223V168H222ZM257 169H259V168H257ZM223 170H224V169H223ZM251 170H252V169H251ZM260 170H261V168H260ZM232 171H234V170H232ZM238 171H239V170H238ZM253 171H254V170H253ZM257 171H258V170H257ZM263 171H262L261 174L264 173ZM235 172H236V171H235ZM235 172H234V174H235ZM240 172H241V171H240ZM242 172H243V170H242ZM244 172H246V171H244ZM201 173H202V172H201ZM254 173H255V172H254ZM258 173H259V171H258ZM237 174H238V173H237ZM242 174H244V173H242ZM242 174H240V176H242ZM258 175H259V174H258ZM240 176H239V177H240ZM254 176H256V175H254ZM260 176H261V175H260ZM235 177H236V175L234 176V178H235ZM243 177H245V175H244ZM236 178H237V177H236ZM236 178H235V179H236ZM240 178H241V177H240ZM261 178H262V177H260V179H261ZM200 179H201V178H200ZM257 179H258V176H257ZM229 180H230V179H229ZM241 180H242V178H241ZM262 180H263V179H262ZM244 181H245V180H244ZM248 181H249V180H248ZM259 181H261V180H259ZM261 182H262V181H261ZM238 183H239V181H238ZM247 183H248V182H247ZM249 183H250V182H249ZM244 184L246 185V182H245ZM260 185H261V184H260ZM237 186H239V185H237ZM241 186H243V185H241ZM250 186H251V184H250ZM261 186H262V185H261ZM259 187H260V186H259ZM262 187H263V186H262ZM237 190H238V189H237ZM240 190H241V189H240ZM246 190H247V189H246ZM213 192H214V191H213ZM220 192H221V191H220ZM242 193H244V192L241 191V194H242ZM242 195H245V194H242ZM247 195H248V194H247ZM247 195L245 196L244 199H246V198L248 199V197L250 198V196L248 195V197H247ZM240 196H241V195H240ZM238 197H239V196H238ZM242 197H243V196H242ZM258 197H259V196H258ZM255 198H256V197H255ZM260 198H261V196H260ZM242 199H243V198H242ZM260 200H261V199H260ZM260 200H258V201H260ZM263 200H264V199H263ZM255 201H256V200H255ZM261 201H262V200H261ZM260 203H261V202H260ZM243 210H244V209H243ZM243 210H242V211H243ZM247 212H249V211H247ZM251 214L263 215V216H264V210L257 209V210H256V213H253V211H251ZM0 227H1V226H0ZM1 233H2V232H1ZM2 235H3V233H2ZM2 235H1V237H2ZM8 238H9V236H8ZM5 241H6V240H5ZM5 241H4V242H5ZM0 242H1V239H0ZM6 242H7V241H6ZM2 243H3V242H2ZM0 246H1V245H0ZM0 248H2V246H1ZM0 250H2V249H0ZM3 252H4V251H3ZM3 252H2V253H3ZM16 253H17V252H16ZM8 255H9V254H8ZM13 256H14V255H13ZM41 256H42V255H41ZM45 256H46V255H45ZM2 257H3V256H2ZM2 257H1V258H2ZM39 257H40V256H39ZM6 258H7V257H6ZM26 258H27V257H26ZM20 259H21V258H20ZM5 260H6V259H5ZM16 261H17V260H16ZM26 261H29V260H26ZM0 262H1V261H0ZM3 262H4V261H3ZM40 264H41V263H40Z\"/></svg>","mask_w":264,"mask_h":264},{"label":"crops","instance_id":"3","mask_svg":"<svg viewBox=\"0 0 264 264\" xmlns=\"http://www.w3.org/2000/svg\"><path fill=\"white\" fill-rule=\"evenodd\" d=\"M206 93L211 94V95L214 94L217 97L216 103H208L209 99H207V98H210V97L204 98L207 95ZM206 93L202 94V97L200 98L201 102H199V103H194L193 99L190 100V103L194 104V107L192 108L194 117H195L196 121L201 125L204 123H205L204 125L212 124L213 121L215 122L217 119L221 118L222 111H223V105H224V101H225V99L223 97V96H225V94L224 93L223 94L218 93L217 90L212 91V90L207 88ZM205 100H206V103H205ZM194 108H196V109H194ZM218 115H220V116H218ZM207 121H208V123H207Z\"/></svg>","mask_w":264,"mask_h":264}]
</instances>
